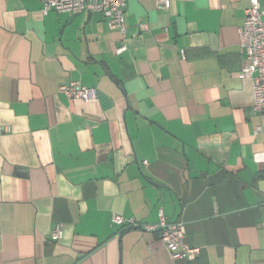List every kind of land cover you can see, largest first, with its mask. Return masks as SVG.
I'll return each instance as SVG.
<instances>
[{
	"label": "crops",
	"instance_id": "0c3cea01",
	"mask_svg": "<svg viewBox=\"0 0 264 264\" xmlns=\"http://www.w3.org/2000/svg\"><path fill=\"white\" fill-rule=\"evenodd\" d=\"M249 4L129 0L123 36L99 12L0 0V264H264V116L239 46ZM72 81L99 99L68 98ZM160 212L196 260L112 222Z\"/></svg>",
	"mask_w": 264,
	"mask_h": 264
},
{
	"label": "built area",
	"instance_id": "2783aa9c",
	"mask_svg": "<svg viewBox=\"0 0 264 264\" xmlns=\"http://www.w3.org/2000/svg\"><path fill=\"white\" fill-rule=\"evenodd\" d=\"M43 4V12L48 14L56 12H69L81 14L84 12H99L108 22L110 29H117L126 36V13L129 0H40ZM158 9H169L170 0H156ZM240 51L245 57L241 70L244 78L251 79L253 84L254 104L252 109L255 113L264 116V9L260 0H250L246 9L245 22L240 30ZM126 45L117 48V53L126 51ZM182 56L185 52L181 51ZM60 92L70 99H79L85 102L96 101L99 93L95 88H89L78 81H72L60 87ZM10 132V127L0 126V136ZM256 162L264 161V151L254 154ZM113 224L125 228H139L147 232H156L167 249L172 253L175 260H196L200 249L186 243L185 226L181 222H172L160 212L159 221L156 224H143L135 218H126L115 214ZM64 236V230L57 226L50 234L52 242L60 241Z\"/></svg>",
	"mask_w": 264,
	"mask_h": 264
}]
</instances>
